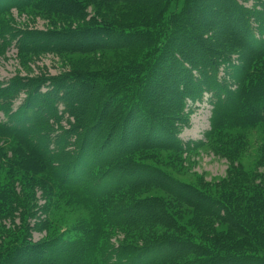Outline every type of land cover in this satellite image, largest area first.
Returning a JSON list of instances; mask_svg holds the SVG:
<instances>
[{
    "label": "rangeland",
    "instance_id": "374dc122",
    "mask_svg": "<svg viewBox=\"0 0 264 264\" xmlns=\"http://www.w3.org/2000/svg\"><path fill=\"white\" fill-rule=\"evenodd\" d=\"M217 2L222 3V0ZM208 3H212L211 0L203 4L207 6ZM246 3L245 7L255 8L263 17L264 24V0H246ZM186 5L195 6L191 0H174L169 12H180ZM52 6L71 9L75 15L43 14L49 12ZM193 6L189 7L190 13H195ZM226 10L223 9L219 18L209 14V19L196 25L201 43H195L193 50L195 53L203 48L205 50L207 44L228 47L245 56L240 58L248 62L250 58L240 48L238 37L231 38L229 35L234 31H226V27H231L232 20L230 15L228 20L225 17ZM141 14L143 5L120 0H63L62 3L45 0L40 6L19 10L12 8L0 15L3 28L35 32L31 36L35 45L50 47L47 50L21 51L16 40L12 45H0L1 84L9 83L15 77H67L62 85L65 84L66 89L73 92L70 94L71 99L76 101L73 110H64L63 104H57L54 99L52 104L56 111L43 128H63L67 131L64 139L67 144L71 146L76 141L75 147L83 148V154L77 156L80 161L74 162L75 172L66 176L64 181L58 170L55 171L54 167L48 170L46 166L41 170V174L45 173L49 179L46 186L38 184L15 188L20 204L13 205L11 215L6 213L0 217V232L7 234L5 239L0 238V256L6 259L7 254L2 255L1 250L14 240L19 241L11 251L12 256H8V259L15 258L12 264H68V261L77 258L73 253L76 243L85 246L87 264L113 263L102 260L100 251L112 253L122 246L128 256L151 244H159L156 247L160 248L147 255V252H142L137 258L145 259L141 264H264V246H251L252 228L241 204L246 195H255L254 186L257 183L264 185V120L248 126L234 124L213 131V106L209 94H205L202 100H185L183 116L169 110V107H174L172 101L177 94L183 93L177 86L181 76L176 63V69L172 66L169 74L163 76V71L150 72L151 61L157 58L153 57L154 51L143 59L138 47L86 49L91 44L86 34L88 28L98 24L126 29L125 26L140 19ZM106 40L102 39L100 45L109 44ZM153 47L149 48L150 51ZM168 56L171 61H176L174 51L170 50ZM187 56L192 57V52ZM263 56L257 57L260 60L253 62L249 73H264ZM222 69L220 75L225 74L232 88L243 80L242 74L233 79L236 71L227 75L224 66ZM116 76L115 89L110 81ZM161 77L164 79L160 80ZM82 78L88 81L79 84L77 81ZM122 78L133 85L119 93L118 82ZM166 86L170 87L172 95L167 93ZM46 89L47 86H43L41 91ZM147 90H150L145 99L147 114L153 116L158 111L160 115L156 116L166 124L162 132L155 130L152 133V139L148 136L150 141L143 127L137 130L138 122L134 125L133 120H129V111H122L124 106L130 105L125 104L128 100L126 95L147 93ZM19 95L14 108L22 102L21 97L25 93ZM65 96L59 97L64 99ZM150 103L155 104L151 110L153 114L149 112ZM245 103L240 108L243 109ZM234 105L235 102L228 107L233 108ZM261 112L259 116L264 118V111ZM6 119L7 115L0 112V121ZM164 139L174 141L170 144ZM17 145L19 153L15 152ZM0 151L3 156L13 155L14 158L18 154L24 158L32 152L14 137H1ZM76 153L79 154L78 151ZM98 159H102L98 164L117 165L123 177L116 173L114 182L124 181L114 184L110 190L112 184L91 185L89 172L92 162ZM6 161H1L4 165L0 169L3 172L2 182L9 176ZM89 165L88 171L85 167ZM4 175L6 178L2 179ZM53 176L60 183L56 184ZM84 183L89 188H83ZM177 184L190 193L179 191ZM127 185H130L127 192L119 193L113 199L107 196L108 193L123 190ZM79 188H83L86 195ZM80 194L87 199V207L75 200L74 196ZM230 194L239 196L240 208L229 203ZM205 198L213 202V211L205 210V203L193 204L199 200L204 202ZM110 212L117 216L116 220L107 224L105 230L97 229L95 224L109 217ZM243 238L247 239L245 244L241 240Z\"/></svg>",
    "mask_w": 264,
    "mask_h": 264
},
{
    "label": "trees",
    "instance_id": "16d2710c",
    "mask_svg": "<svg viewBox=\"0 0 264 264\" xmlns=\"http://www.w3.org/2000/svg\"><path fill=\"white\" fill-rule=\"evenodd\" d=\"M106 1L116 2L119 0ZM120 1L143 5V14H141V18L136 20L133 24L126 25L125 28H127L122 30L115 26H101L98 24L94 25L91 29L88 28L86 34L91 44L86 47V49H104L103 46L113 48H122L124 46L133 48L138 47L137 50L142 52V58L154 51L153 57L157 58L151 61V63L153 62V66L150 72L157 73V71H163V76L169 74L172 66L176 69L178 65V72L181 78L177 86L182 89L183 93L180 92L177 94L175 100L172 101L174 107H169V110L172 113L174 112L183 116L182 106L185 100H202L205 94H209V101L213 106L211 116V129L213 128V131H218L220 128L232 127L234 124L248 126L252 122L260 123V120H264L263 117L259 116L262 115L261 111H264V73L254 71L249 73L253 62L260 60L257 59V57L264 55L263 17L255 11V8L249 6L245 7V4H247L246 0H222V3H218V0H211L212 3H208L207 6L203 3L206 1L209 2L210 0H201V2L191 0L195 5H192L193 8L195 7L193 9L195 13H190V8H192V6L188 5L182 8L180 12H169L174 0ZM44 2L45 0H0V15L4 12H10L12 8H17V10H19L24 7H37L40 6V4H44ZM54 2L62 3L63 0H54ZM209 4L212 5L209 6ZM223 9H227L225 11L227 12L225 13L227 20L229 19V15L232 16V20H230L231 27H226V31L229 32L230 29L234 31L233 33L229 32V35L231 38L238 37L242 43H239L240 48L246 52L248 58H250L248 62H244L243 59L240 58L245 56L238 54L228 47L222 48L218 45L207 44L205 50L203 48V50L196 51V53L194 52L195 50H193L195 48L193 47L195 43H201L199 39L200 34L198 33L199 28L196 25L202 24L206 18L209 19V14H211V16L213 15L212 17L217 16L219 18ZM50 10L49 12H43V14H50V16L58 14L75 15L73 10H63L58 6H52ZM221 22H223L222 18ZM34 34L36 33L17 28H3L0 25V45H12L16 40L17 46L21 51L50 49V47L35 45V40L31 38ZM102 39H107L106 41H109V44L100 45ZM151 47H153V49L150 51L149 48ZM170 50L174 51L173 58L176 59L175 62L168 58L170 57L168 56ZM191 52L193 56H187L191 54ZM262 58H264V56ZM168 60H170V63H168ZM175 63L177 65H175ZM222 66L225 67L227 75H230V73L232 75V73L236 71L235 75H233V79L234 77L239 78L241 74L243 75V80H240L235 88L230 86V80H226L223 72V75H220L221 70H223ZM66 78L52 79L45 77L28 79L24 77H15L9 83L5 84L7 86L0 82V112L7 115L6 120L0 121V138L14 137L16 141L32 150L31 154L29 156L27 154L24 155V158L19 157V154L15 158L13 155L5 157L0 151V169L4 166L1 161L7 159L5 166L8 168L7 171L9 175L8 178H6L5 175L2 178H6V181H0V217H4L6 213L11 215L14 210L13 205L18 206L20 204L19 195L17 196L15 191L16 187L23 185L31 187L37 186L38 184L47 185L49 181V179H47L48 176L45 173L41 174V170L46 169V166L48 170H51L52 167H54L55 171L58 170L63 181L66 176L75 172L73 171L74 164L80 161L77 156L83 154V148L81 147L82 149H80L75 147L74 144L76 141L72 143L73 145L71 144V146H69L67 140H64L67 131L63 128L51 130L43 128V126L51 120V114L56 111L53 110L54 105L52 101L54 99H56L57 104H63L64 110H73V105L76 102L70 97V94L73 92L66 89L65 84L62 85ZM126 78L128 79V77ZM127 79L124 80V78H122L121 81L118 82L120 83L119 93L127 91L132 87L133 83ZM162 79L164 78L161 77L160 80ZM85 81H88V79H78L77 82L81 84ZM117 81L118 77L116 76L110 81V84L115 88ZM43 86H47L45 91H41ZM113 86H111V88ZM173 86H175V83H173ZM165 89L169 95H172L169 86H166ZM22 92L25 93L24 97H21L22 102L14 108V102L20 97L19 94ZM148 92H150V90H147V93L144 91L126 95L128 100L125 104L129 103L130 105L128 107L124 106L122 111L126 110L127 113L129 111L127 114L129 115V120H133L134 125L138 122L136 125V127H138L137 130L143 127V131L145 130L147 138L151 137L152 139V133H154L155 130L162 132V128L166 126V124L158 119L160 118L159 116H156L160 115L158 111H154L155 114L153 116L147 114L148 106L147 101L145 103V99ZM61 95H66V98L61 99L59 97ZM107 97L109 98V96ZM234 102L235 105L233 108H229L228 105ZM243 102L248 104L245 103L242 109L240 105ZM154 105L155 104L150 103V113H152L151 110L155 108ZM245 108L248 109L245 111ZM132 113H136V115ZM174 116L171 115V117ZM180 116H175L174 118ZM262 122L264 123V121ZM129 123H131V121H129ZM148 140L150 141V138ZM77 141H79V139ZM173 141L174 139L169 141L165 140V143L169 142L171 144ZM145 142L148 141L146 140ZM77 151L79 154L76 153ZM15 152L19 153L18 145ZM101 160L102 159H98L94 163L92 162L94 170L92 167L88 178L91 185L95 183L112 184L111 187H109L110 190L114 187V184L119 185L121 181H124L120 179L118 182H114V175L119 173L122 178L123 172H118L116 168L118 166H113L114 164L110 165L109 163H104V165L99 163V165L97 162ZM59 161L63 163L56 164V162ZM49 166L51 168H49ZM90 167L91 165L85 168L89 171ZM95 169L99 171H95ZM54 170H52V173ZM113 170H115V172H113ZM2 173L3 172H0V178ZM55 179L57 180V182H55L56 184L60 183L57 178ZM84 187L89 188V185L84 183L83 188ZM129 187L130 185H127L123 190L108 193L107 196L113 199V197L117 196L119 193L127 192ZM176 187L179 191L190 193L187 188L180 184H177ZM83 188L79 189L86 195ZM254 189L255 195L251 197L246 195L241 204L244 205L242 207L243 212L246 214L248 224L252 228V232H250L251 246L262 247L264 246V185L262 186V183H257ZM101 190L104 191V189ZM236 195L237 194H230L229 196L235 199L228 197V201L233 207L240 208L242 205L239 204V199H237L239 196ZM223 197H225V195ZM74 198H76L75 200L79 203L85 204L86 207L88 206V201L82 194L76 195ZM186 198L188 197H185V199ZM201 202L205 203V210L213 211L211 209L214 207V204L212 201L208 200V198H205L204 202L199 200L195 201L193 204L198 206ZM225 214L227 213L225 212ZM116 218L117 216L110 212L109 217L100 220L95 226L99 230H105L107 224L113 223ZM6 235V232H0V238L5 239ZM241 240L244 244L247 242L246 238ZM18 242L19 241L16 239L6 246L7 248L5 247L4 250H1L2 255L7 254V258L5 259L0 256V264L14 263L15 258L8 259V256L11 255V251L15 249ZM156 246L160 245L151 244L145 246L141 251L131 253L128 256H126L125 248L121 246L119 249H114L112 253L100 251V255L102 260L113 262L110 264H123L124 262H126V264H141L144 263L145 259L141 257L138 260L137 258L140 257V254L142 252H147L146 255L152 253L154 252L153 249L160 248ZM84 248L85 246H82L81 243H76L73 248V253L77 258L72 259L71 262L68 261V264H87V256L84 254ZM78 257L80 258L79 261ZM102 264L106 263L102 261Z\"/></svg>",
    "mask_w": 264,
    "mask_h": 264
},
{
    "label": "bare ground",
    "instance_id": "6f19581e",
    "mask_svg": "<svg viewBox=\"0 0 264 264\" xmlns=\"http://www.w3.org/2000/svg\"><path fill=\"white\" fill-rule=\"evenodd\" d=\"M227 72V71H226ZM112 151V150H111Z\"/></svg>",
    "mask_w": 264,
    "mask_h": 264
}]
</instances>
